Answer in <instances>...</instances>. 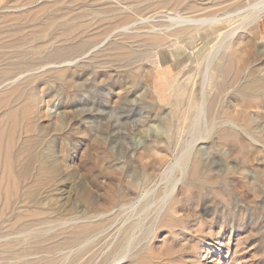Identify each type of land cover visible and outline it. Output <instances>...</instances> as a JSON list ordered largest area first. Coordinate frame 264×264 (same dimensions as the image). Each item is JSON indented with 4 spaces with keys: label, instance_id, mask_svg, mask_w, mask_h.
I'll return each mask as SVG.
<instances>
[{
    "label": "rangeland",
    "instance_id": "1",
    "mask_svg": "<svg viewBox=\"0 0 264 264\" xmlns=\"http://www.w3.org/2000/svg\"><path fill=\"white\" fill-rule=\"evenodd\" d=\"M249 1L0 0V166L15 173L0 170V264H96L128 230L118 264H264V15L215 60L202 175L189 165L161 201L185 169L202 59ZM225 12L218 28L169 19ZM32 152L55 167L24 173Z\"/></svg>",
    "mask_w": 264,
    "mask_h": 264
},
{
    "label": "bare ground",
    "instance_id": "2",
    "mask_svg": "<svg viewBox=\"0 0 264 264\" xmlns=\"http://www.w3.org/2000/svg\"><path fill=\"white\" fill-rule=\"evenodd\" d=\"M250 1H249V3H250ZM234 14H236L234 16L241 17L242 21L240 22V24L237 25L236 27L228 30L227 32L226 31H220L219 39L212 45V49L205 55L204 59H202L204 61L200 64L201 67H199L198 71L200 72L199 74L202 75L203 83H201V84H203V86L201 89V91H202L201 95H200V97H198L199 101L197 104L195 103L193 105L191 103V97L193 96V94H190L189 98H188L189 99V101H188L189 106L187 108L189 109V112L192 111L191 117H188L189 119H192L188 122V125L190 126L189 132H190L191 137L189 140V144H187V147L182 151V153L180 154V157L178 158V160L176 162V164L180 165V167H181V164L184 163L185 169L182 168V176L180 178L174 179L173 181L170 182L169 186H167L165 188V191L163 194L164 196L162 198L160 197L161 201L163 203L167 204L168 198L171 197L173 195V193H175V191L178 188L179 181H181L184 178L187 167L189 165H191L190 175H193V176L202 175V172L204 171V167H206L204 164V161L198 156L199 154H196V155L193 154V151H194L193 146H195L194 144L197 141H199L200 139H206L209 137V135L211 133L210 128H208V129L205 128L206 132H207L205 134L202 131L203 130L202 125L204 123L207 127H209L207 125L209 122L211 123L212 126L215 125L216 117L212 116L213 118L209 119L208 111L213 110L215 100L217 99V97H220L221 92L224 91V88H225L224 81H221L219 79L221 77L224 78L226 76V69H224V67L221 66V64H222L221 61L216 62L215 60L220 56V54L223 51L226 52L225 49H226V44L228 43V39H232L236 34H239V33L241 34L245 30H248L249 28L254 26V24L264 15V0H254L246 8H243L242 10L235 12ZM234 16H233V14H229L226 16V12H225V13H223V16L222 15H214L211 17H204V16L203 17H185L182 15H177V16L170 17L169 19L172 23L171 26H178V25H183V24H193L197 27L210 25V26H217V28H218V27L224 26L226 23L233 21L235 19ZM170 28H173V27H170ZM240 30H242V31H240ZM149 31H151V30H149ZM156 38H158V37H156ZM159 54H158V56L160 58L161 56ZM223 58L225 60V63H224V66H225L226 65V54H224L222 56L221 60ZM162 63H164V62H162ZM181 74L183 75L184 72H181ZM210 82H212L215 85V87L217 89L216 91H218L217 95L212 96V97L210 96V95H212V94H210V92H209V96H207V93H208L207 90L208 89L205 90V87ZM170 83H171V86H174L172 81ZM255 83H256V86H258L260 88L264 87V79H262V78L256 79ZM246 89H244L243 92L247 93ZM206 91H207V93H206ZM212 93H215V92H212ZM225 122H226V120H225ZM233 123H235V122H233ZM170 126L172 127L173 123ZM168 128H169V126H168ZM224 132H226V130H224L223 133ZM2 136H3L2 131H0V139L2 138ZM1 154H3L4 158H8V155L5 154L4 151ZM28 157H29V163L26 166H24V173H29L31 170V166L35 163L39 164L37 167L38 170H45L50 166L55 167V165H56V161H55L54 156L51 152L48 155L46 161H43V159L41 158L42 157L41 152H38V153L32 152L31 154L28 155ZM0 170H2V173L4 176L5 175L11 176L12 174H15L12 170V163L10 161H6L5 165H3L2 167L0 166ZM134 186L135 187L137 186V188L140 187V185H138V184L133 185V187ZM172 202H174V199ZM161 211H162V209H161ZM158 216L156 217L155 221L152 223L153 225L151 226L152 227V233H154V234H156L157 229L159 228V226L161 224V222L156 224V220L158 219ZM103 227H105V225L103 226V223H102L101 228H103ZM126 234L128 235V236L126 235V237H125L126 242L123 245L120 243L119 244L115 243L114 246L107 253H105L103 256H101V258H99V259L97 258L96 264H118L120 261L124 260L127 257V254L129 252H131L132 245H133V241H132L133 236H132L131 231L128 230L126 232ZM208 251H209V249H208ZM206 255H208V253H206ZM206 258L207 257H205L204 260H207Z\"/></svg>",
    "mask_w": 264,
    "mask_h": 264
}]
</instances>
